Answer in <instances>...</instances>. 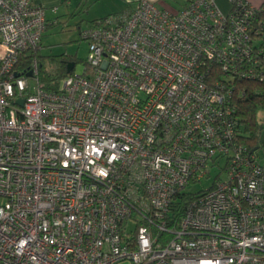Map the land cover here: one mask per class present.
I'll list each match as a JSON object with an SVG mask.
<instances>
[{
    "label": "built area",
    "instance_id": "2783aa9c",
    "mask_svg": "<svg viewBox=\"0 0 264 264\" xmlns=\"http://www.w3.org/2000/svg\"><path fill=\"white\" fill-rule=\"evenodd\" d=\"M225 1L108 15L82 31L92 71L46 88L37 59L16 72L46 8L0 0V264H264V164L233 102L264 82L262 9Z\"/></svg>",
    "mask_w": 264,
    "mask_h": 264
},
{
    "label": "rangeland",
    "instance_id": "374dc122",
    "mask_svg": "<svg viewBox=\"0 0 264 264\" xmlns=\"http://www.w3.org/2000/svg\"><path fill=\"white\" fill-rule=\"evenodd\" d=\"M67 1V0H66ZM72 4L64 3L59 6L58 22L51 23L42 37L41 55H44L41 60L43 63L42 77L43 83H55L57 86L61 83L60 76L61 65L53 59L52 55L67 54L74 58L75 68L73 72L78 74L92 71L87 65V57L89 52L88 40L83 38L82 31L96 25L93 21L94 17L101 18L107 15L106 6L103 3L80 4L81 0H70ZM173 3L181 4L183 0H171ZM221 5L224 11L230 8L227 2ZM110 15V14H108ZM263 40V39H262ZM261 118H264V112L260 113ZM262 144L264 145V129L261 133ZM259 160L264 163V148L257 149ZM218 170H213V175L210 178H205L197 183H190L186 188V192L199 193L201 190L209 187L214 182L215 175ZM222 174L221 178H224Z\"/></svg>",
    "mask_w": 264,
    "mask_h": 264
},
{
    "label": "trees",
    "instance_id": "16d2710c",
    "mask_svg": "<svg viewBox=\"0 0 264 264\" xmlns=\"http://www.w3.org/2000/svg\"><path fill=\"white\" fill-rule=\"evenodd\" d=\"M129 8L131 7L125 9ZM261 9L262 10L259 14L254 28V32L256 30L259 32L255 33L253 37L256 43H258L260 46H264V6H262ZM107 16L95 19L93 21L99 25ZM43 56L44 55H41L39 50H34L32 53L26 52L22 54L18 64L16 65V72L21 74L27 73V70L29 69V67H31L33 60L37 59L39 62V77L42 82V77L44 78V75H42L41 70V68L43 67L41 58ZM52 57L62 67V71L58 76H60V78L68 76L69 74L67 73V64L70 61L74 62V58L67 54H57L52 55ZM25 70L27 72H25ZM43 84L46 88H53V86H55L53 83ZM233 102L235 104L239 117L238 140L242 144L246 145L250 150H253L257 153V149H260L262 147L264 148V145L262 144L261 140V133L264 129V118H261L260 116V113L264 112V82L254 79H243L242 81H237L236 88L234 91ZM188 198V195H186L181 198V200L175 202L173 209L174 216H181L182 211L184 209V205L186 204Z\"/></svg>",
    "mask_w": 264,
    "mask_h": 264
},
{
    "label": "crops",
    "instance_id": "0c3cea01",
    "mask_svg": "<svg viewBox=\"0 0 264 264\" xmlns=\"http://www.w3.org/2000/svg\"><path fill=\"white\" fill-rule=\"evenodd\" d=\"M36 4L43 5L46 8L47 11V18H48V27L51 23H54V21L58 22V14L59 6L68 3L72 4L70 0H33ZM153 1L158 7L168 9L172 12H178L180 11L188 2L189 0H183L181 4L173 3L171 0H151ZM139 0H81L80 4H93V3H103L106 6L107 9V15L111 13H115L118 11H121L128 7H135ZM220 4L223 6V4L226 3V7L228 6L227 2L225 0H219ZM249 2L255 6L262 7L264 6V0H249ZM104 15V16H107ZM103 16V17H104ZM102 18V17H101ZM99 19L94 17L93 20ZM46 33V32H45Z\"/></svg>",
    "mask_w": 264,
    "mask_h": 264
},
{
    "label": "water",
    "instance_id": "95a60500",
    "mask_svg": "<svg viewBox=\"0 0 264 264\" xmlns=\"http://www.w3.org/2000/svg\"><path fill=\"white\" fill-rule=\"evenodd\" d=\"M74 68H75V62H73V61L68 62V64H67V73L68 74L72 73ZM28 75H31V72H29ZM23 101H24L23 99H18L17 103L22 105Z\"/></svg>",
    "mask_w": 264,
    "mask_h": 264
}]
</instances>
